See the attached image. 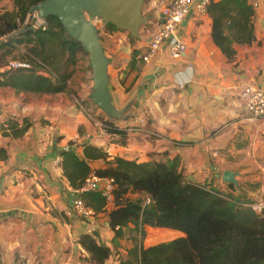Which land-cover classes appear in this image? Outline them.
<instances>
[{
    "label": "crops",
    "instance_id": "obj_1",
    "mask_svg": "<svg viewBox=\"0 0 264 264\" xmlns=\"http://www.w3.org/2000/svg\"><path fill=\"white\" fill-rule=\"evenodd\" d=\"M167 1L145 3L143 12L150 21L136 39L106 27L103 45L110 60V93L115 107L128 109L130 116L128 121L112 120L123 128V136L104 135L99 127L109 117L90 99L93 74L88 91L86 86L78 94L71 86L73 73L66 93L18 94L0 87V264H94L79 244L85 234H96L111 250L104 264H120L133 247L129 229L116 239L105 213L90 207L96 218L89 221L73 214V203L82 192L64 176L63 151L83 158L84 147L90 145L103 150L109 160L173 162L189 183L248 197L247 201L263 193L264 119L246 111L240 93L246 85L264 88V0L252 9L254 40L233 41L232 58L215 45L207 9L206 15L192 10L179 27L178 36L188 48L184 57L172 59L163 50L145 63L142 57L160 6ZM3 4L13 9L11 0ZM41 75L55 78L51 72ZM82 97L88 104L78 101ZM24 128L21 135L13 133ZM88 165L92 170L106 166L103 160ZM225 172L237 174L235 192L223 182ZM248 184L254 188L248 189ZM145 230L146 248L166 242L151 244L155 233L184 236L167 229Z\"/></svg>",
    "mask_w": 264,
    "mask_h": 264
},
{
    "label": "trees",
    "instance_id": "obj_2",
    "mask_svg": "<svg viewBox=\"0 0 264 264\" xmlns=\"http://www.w3.org/2000/svg\"><path fill=\"white\" fill-rule=\"evenodd\" d=\"M3 0H0V3ZM13 9L0 13V39L13 36L0 44V87L16 93L54 95L66 93L71 74L65 65L76 66L80 56H86L80 45L71 39L59 20L49 17L46 30L16 36L33 6L45 0H11ZM208 13L212 18V39L228 57L235 55L233 41L251 43L254 12L247 0H211ZM110 31H117L108 26ZM23 47L21 57L12 60L31 64L30 69H8L10 58ZM67 57V59H66ZM66 59V61H64ZM38 61L51 72L49 78L38 73ZM110 136H123L110 119ZM10 129H15L9 123ZM26 131H14L21 135ZM61 166L70 185L81 190L92 173L111 180L112 209L100 191H85L80 197L86 205L103 212L115 238L124 237L129 229L133 247L120 264H264V215L257 214L249 201L225 193L209 185L189 183L176 163L137 161L115 157L96 147L86 145L83 158L74 151H63ZM103 160L104 168L92 170L89 162ZM229 188L235 192V187ZM136 196V198H131ZM149 203L146 204V201ZM146 227L183 233V237L144 247ZM79 244L94 264H104L111 250L102 245L96 234L82 235Z\"/></svg>",
    "mask_w": 264,
    "mask_h": 264
},
{
    "label": "water",
    "instance_id": "obj_3",
    "mask_svg": "<svg viewBox=\"0 0 264 264\" xmlns=\"http://www.w3.org/2000/svg\"><path fill=\"white\" fill-rule=\"evenodd\" d=\"M148 0H45L33 6L31 14L47 21L49 17L59 20L68 36L77 42L89 58V67L93 74V87L90 93L92 102L111 120L128 121V109L119 110L115 107L110 93L108 69L110 60L105 54L101 37L94 22L101 19L106 27L113 26L118 31L128 32L132 38L139 36L140 29L148 25L149 16L143 13ZM33 26H26L15 35L36 32ZM13 36L0 41H9ZM237 174L225 172L223 182L239 187ZM109 226V223H107ZM75 250H78L76 246Z\"/></svg>",
    "mask_w": 264,
    "mask_h": 264
},
{
    "label": "built area",
    "instance_id": "obj_4",
    "mask_svg": "<svg viewBox=\"0 0 264 264\" xmlns=\"http://www.w3.org/2000/svg\"><path fill=\"white\" fill-rule=\"evenodd\" d=\"M211 0H168L160 6V16L156 22L155 29L150 35L147 53L142 57L145 63H149L158 56L163 50H167L172 59H181L187 54V45L178 36V30L182 22L191 14L192 10L197 15H206ZM252 9L257 10L259 0H247ZM20 30L26 26H33L37 30H46V21L40 19L38 15L29 13L23 23L17 21ZM101 22L105 27L103 20L97 19L95 24ZM96 26V25H95ZM38 72L41 74H49L47 67L38 61ZM8 69H30L31 64L25 61L11 60L7 66ZM240 99L243 102L246 111L255 118L264 119V88L254 85H246L242 88ZM81 110L87 116H91V112L84 106ZM143 118L141 121L143 122ZM100 122L99 127L104 135H109L111 129L105 122ZM117 127V126H116ZM121 131L123 128H116ZM260 170L264 173V159L260 162ZM114 186L111 180H103L94 173L90 174L85 180L80 192L100 191L108 201V205L112 204ZM149 200L146 201V204ZM250 207L260 215H264V202L251 204ZM73 214L84 219L93 220L96 213L86 205L85 201L79 197L73 203ZM95 233V229L91 230Z\"/></svg>",
    "mask_w": 264,
    "mask_h": 264
},
{
    "label": "rangeland",
    "instance_id": "obj_5",
    "mask_svg": "<svg viewBox=\"0 0 264 264\" xmlns=\"http://www.w3.org/2000/svg\"><path fill=\"white\" fill-rule=\"evenodd\" d=\"M147 2V1H146ZM13 5V4H12ZM7 8H10L8 4H3L0 6V13H3L4 11H8ZM144 13V12H143ZM145 15V14H144ZM96 22V21H95ZM96 25L98 31H99V35L101 37V42L102 44L105 43V34L108 32L106 26L103 27L102 23L99 22ZM147 27V26H146ZM110 32V30H109ZM3 39H0V41ZM104 46V45H103ZM25 52V49L23 47H21L18 52H15L10 58H8L7 60H12L14 57H21L22 54ZM106 54V53H105ZM3 55V52H0V59ZM64 61H66V59H64ZM72 65H65L64 68L62 69L63 71H67L73 73L72 74V80H71V86L72 89L75 90L78 93H80L84 87L87 86V88H85V92L88 91V87L90 86V79L92 78V70L89 67V58L88 56H80L79 58V62L77 63L76 67ZM76 94V95H77ZM79 102L84 103V104H88V102H86V98L82 97L78 99ZM103 119V118H102ZM106 119V118H105ZM108 121H110V118H107ZM102 121V120H101ZM260 183V182H258ZM253 189L254 186H250V184H248V189ZM234 197H236V195H234V193L232 194ZM257 197V198H256ZM256 197H251L250 200L252 204L254 203H259V202H264V191L262 194H257ZM131 198H136V196H131ZM241 201H247L248 197H244L242 196L241 198H239ZM166 235V236H165ZM178 236L176 234V232H170L164 235H161L159 233H155V235H151V244L153 243H158V242H162V241H170V240H174L176 239ZM149 242H146V244H148Z\"/></svg>",
    "mask_w": 264,
    "mask_h": 264
}]
</instances>
